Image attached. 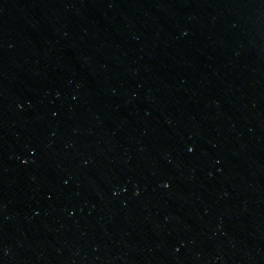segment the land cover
I'll list each match as a JSON object with an SVG mask.
<instances>
[{"label":"water","instance_id":"water-1","mask_svg":"<svg viewBox=\"0 0 264 264\" xmlns=\"http://www.w3.org/2000/svg\"><path fill=\"white\" fill-rule=\"evenodd\" d=\"M0 264H264V0H0Z\"/></svg>","mask_w":264,"mask_h":264}]
</instances>
